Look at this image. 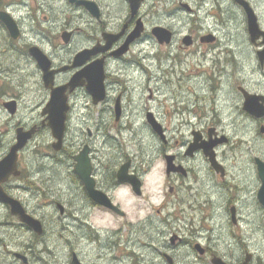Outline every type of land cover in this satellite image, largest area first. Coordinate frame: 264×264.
Masks as SVG:
<instances>
[{
    "label": "flooded vegetation",
    "instance_id": "af4514ba",
    "mask_svg": "<svg viewBox=\"0 0 264 264\" xmlns=\"http://www.w3.org/2000/svg\"><path fill=\"white\" fill-rule=\"evenodd\" d=\"M15 6V11L0 8V164L18 137L26 142L0 173V196L13 201H0V264L54 263L55 250L46 238L62 222L50 217L51 211L65 219L69 210L58 202L34 201L47 191L43 158L62 163L69 155L68 178L86 205L77 203L71 214L76 235L92 231L100 238L89 225L91 211L125 221L126 214L90 197L79 166L87 161L94 189L119 210L114 193L121 188L143 197L142 162L121 153L113 164L97 140L110 145V132L123 123L124 97L147 92L152 99L156 76L165 70L170 76L177 66L197 84L192 99L176 102L172 112L140 105L135 120L126 123L129 130L149 129L176 210L183 205L182 189L189 198V217L173 219L185 220V235L172 228L173 249L159 250L153 264H264V0H22ZM190 62L198 68L191 75ZM94 66L103 77L104 98L98 104L88 75ZM39 87L44 98L26 104L24 98H33ZM53 92L67 105L58 150L49 115ZM96 110L108 114L107 121L92 123ZM69 139L75 144L70 154ZM193 146L200 148L189 154ZM126 164L127 174L141 183L140 196L118 181ZM30 218L38 226L23 221ZM163 225L171 226L168 220ZM68 229L69 224L60 228L63 234L72 232ZM181 246L186 255L174 250ZM74 256L88 264L75 252L68 264Z\"/></svg>",
    "mask_w": 264,
    "mask_h": 264
},
{
    "label": "rangeland",
    "instance_id": "374dc122",
    "mask_svg": "<svg viewBox=\"0 0 264 264\" xmlns=\"http://www.w3.org/2000/svg\"><path fill=\"white\" fill-rule=\"evenodd\" d=\"M21 1L4 0L0 8L15 11V3ZM19 13H24V11L20 10ZM191 62L189 63V75L195 73L193 70H198L197 66ZM194 63L196 62L194 61ZM181 70L177 66V69H174L170 76L165 75L168 73V70H165V74L157 75L155 78L157 81L153 83L154 87L150 86L153 90V98L150 100L147 92L142 97L139 95V98L137 92H132V88H130L131 91L128 90V92L132 93L128 94L126 98L124 97L125 110L123 123L120 124V128H114L110 132L113 139L110 145H103L101 137L97 140V147L100 152L107 154L110 159H113V164L119 158L117 155L126 153L130 159L136 157L137 165L142 162V165L145 166L143 169L146 170L143 175V197L138 198L134 196L126 188H121L114 193L115 201L121 205V209L127 216L125 221L115 216L102 215L96 211L90 212L89 225L97 231L100 238L92 231L91 233L85 232L82 238L78 233L76 235L75 229H77V224L71 214L74 213L77 203V206H79L83 202V208L86 205L83 196L76 190L70 177L68 178L72 174V164L70 159H68L69 155L63 156L62 163L64 164L56 163L52 159H42L41 163L46 167L42 173L45 175L47 191L42 196H35L34 201L58 202L69 210L65 215L67 216L65 219L59 212L54 213L51 211L50 217H54L55 221L62 222V224H59L56 234L49 233L46 238L50 249L55 250V257L51 259L54 260V263L51 264H68L72 252L80 255L81 259L88 264H153V261L159 259V250L169 251L173 249L169 243V235L173 232L172 228H181L179 235H185V220L173 222V219L175 215L182 219L189 217V211L187 210L189 206L187 189H182L179 194L181 200L178 199V201L179 203H181L180 201L183 203V205H179L183 212L181 214V211L176 210V198L171 197L167 193L168 189L162 171V158H154L156 156L155 148L157 145L154 143L149 129L133 128L129 130L126 126V123L135 120L134 114L139 112L138 107L140 105H145L147 109L157 108L160 112L165 110L172 112V110H176V102L180 104L184 103L188 95L189 100L192 99L191 97L194 93L191 91L197 89V84L189 82L191 78L186 76L184 70ZM197 83L200 84L199 80ZM129 85L132 84L129 82ZM145 85L147 89L148 84L145 83ZM134 86L133 84V91H135ZM118 88L119 86L114 89L118 90ZM188 89L189 94L187 93ZM44 96V91L39 87L35 90L33 98L25 97L24 102L26 104H29L31 101L36 103L42 100ZM166 99H168V102H164ZM85 101L87 102V100ZM80 105L85 104L80 101ZM178 111L180 112L181 110ZM96 112L92 115V123L107 121L108 114L103 115L98 113V110ZM78 114V112L74 113V116ZM27 116H30V113ZM76 124L73 121V126ZM66 146H68L69 154L75 149V144H72L71 139L67 141ZM47 154H50V151H41V155ZM57 159H59V156H57ZM183 183L187 184L188 181H184ZM164 220H168L171 226H164ZM67 224H69V229L72 232L68 229L70 233L63 234L64 230H60V228H64ZM159 231H162V236H156ZM90 234H95V237L90 236ZM89 238L93 239L92 242L89 241ZM174 250L180 255L187 254V249L184 246L174 248ZM89 261L92 262L90 263ZM155 264H159V261Z\"/></svg>",
    "mask_w": 264,
    "mask_h": 264
},
{
    "label": "water",
    "instance_id": "95a60500",
    "mask_svg": "<svg viewBox=\"0 0 264 264\" xmlns=\"http://www.w3.org/2000/svg\"><path fill=\"white\" fill-rule=\"evenodd\" d=\"M74 1V0H71ZM77 4H84L86 7H89L90 5H92L89 2H82V1H78L76 2ZM98 74V75H97ZM88 75L91 76V82L92 84H94L91 87V94L93 96L94 99V104H98L99 102H101L104 98V92H103V88H102V69L98 68V70L96 69V66H94L89 72ZM97 82V84H96ZM55 108V109H53ZM49 115H50V126H51V130H52V135L55 138L56 142H57V146H55V148L58 150V145H60L61 140H62V136H63V132H64V126H65V113L67 111V105L65 103V101L60 97V95L58 94V92H53L51 94V100L49 103ZM153 130L157 133L160 134V129L159 126H157L156 124L153 125ZM18 142L17 144L13 147L9 157L0 164V173H2V168L4 167V165H6L7 163H9L14 157L16 152L21 149L24 145L26 140L25 139H21V137H18ZM195 148H200V147H194L189 149V154L192 153L194 150H196ZM15 159V158H14ZM168 159V163L170 166L171 163V158L167 157ZM82 165L79 166V173L81 178L83 179L85 185H86V189L90 195V197L99 205L108 208L112 211H114L115 213H117L120 216H124L125 214L119 210L115 205H113V203L111 202V200H109V198H107L104 194H102L99 191H96L94 189L92 180L90 179L89 176V167L87 165V161L84 160L81 162ZM15 167V164H14ZM127 169H128V164H126L123 168H121V170L118 172V181L120 183H125V184H129L134 193L137 196L141 195L140 192V188H141V183L140 181L137 179V177L135 176H129L127 174ZM170 171V169H169ZM167 171V173L169 172ZM7 201L9 203L12 204V200H10L9 198H3L2 196H0V201ZM18 210V213L15 214H21V210L19 208H14V210ZM15 212V211H14ZM24 222H28L33 224L35 227L38 226V223L35 220H32L31 218L26 220L23 219ZM34 221V222H32ZM71 264H79L76 256L73 257V261Z\"/></svg>",
    "mask_w": 264,
    "mask_h": 264
},
{
    "label": "bare ground",
    "instance_id": "6f19581e",
    "mask_svg": "<svg viewBox=\"0 0 264 264\" xmlns=\"http://www.w3.org/2000/svg\"><path fill=\"white\" fill-rule=\"evenodd\" d=\"M179 79V78H178ZM28 224V223H27ZM26 248V247H25Z\"/></svg>",
    "mask_w": 264,
    "mask_h": 264
}]
</instances>
